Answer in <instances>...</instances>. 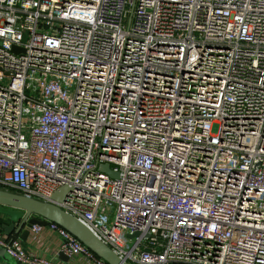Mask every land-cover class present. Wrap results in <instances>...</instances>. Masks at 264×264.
Segmentation results:
<instances>
[{"label": "built area", "instance_id": "1", "mask_svg": "<svg viewBox=\"0 0 264 264\" xmlns=\"http://www.w3.org/2000/svg\"><path fill=\"white\" fill-rule=\"evenodd\" d=\"M65 186L127 264H264V0H0V189Z\"/></svg>", "mask_w": 264, "mask_h": 264}, {"label": "water", "instance_id": "2", "mask_svg": "<svg viewBox=\"0 0 264 264\" xmlns=\"http://www.w3.org/2000/svg\"><path fill=\"white\" fill-rule=\"evenodd\" d=\"M13 51L17 52L18 50L14 48ZM100 170L117 178V174L111 172L107 165L102 166ZM69 191L68 187H61L53 193L51 202H44L17 192L0 189V214L8 217L10 221L8 225L1 226L4 235L11 239L13 234L26 241L29 236V228L32 225L45 227L48 223H54L75 237L107 264H127L109 246L99 240L87 226L58 206ZM0 259L5 264H16L2 248H0ZM59 260L63 263L68 261L62 254H59Z\"/></svg>", "mask_w": 264, "mask_h": 264}, {"label": "crops", "instance_id": "3", "mask_svg": "<svg viewBox=\"0 0 264 264\" xmlns=\"http://www.w3.org/2000/svg\"><path fill=\"white\" fill-rule=\"evenodd\" d=\"M5 219L6 218H2V216H0V234L2 235H4V233L1 230V226L8 225L10 223L8 219ZM11 238H19V236H14L12 234ZM21 241L24 249L29 253H33L40 257H48L51 259L59 260V256H57V251L61 240L56 233L52 232L48 228H45L44 231L38 235L29 232V236L27 237L26 241ZM1 262L3 261L0 259V263ZM68 264L77 263L69 262Z\"/></svg>", "mask_w": 264, "mask_h": 264}, {"label": "rangeland", "instance_id": "4", "mask_svg": "<svg viewBox=\"0 0 264 264\" xmlns=\"http://www.w3.org/2000/svg\"><path fill=\"white\" fill-rule=\"evenodd\" d=\"M0 216H2V218H6L5 220L8 219V217H6V216H4V215H2V214H0ZM8 220H9V219H8Z\"/></svg>", "mask_w": 264, "mask_h": 264}, {"label": "trees", "instance_id": "5", "mask_svg": "<svg viewBox=\"0 0 264 264\" xmlns=\"http://www.w3.org/2000/svg\"><path fill=\"white\" fill-rule=\"evenodd\" d=\"M9 191L16 192V191H14V190H9Z\"/></svg>", "mask_w": 264, "mask_h": 264}]
</instances>
